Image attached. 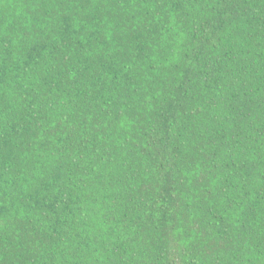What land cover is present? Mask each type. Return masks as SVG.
Listing matches in <instances>:
<instances>
[{
	"label": "trees",
	"instance_id": "trees-1",
	"mask_svg": "<svg viewBox=\"0 0 264 264\" xmlns=\"http://www.w3.org/2000/svg\"><path fill=\"white\" fill-rule=\"evenodd\" d=\"M0 264H264V0H0Z\"/></svg>",
	"mask_w": 264,
	"mask_h": 264
}]
</instances>
